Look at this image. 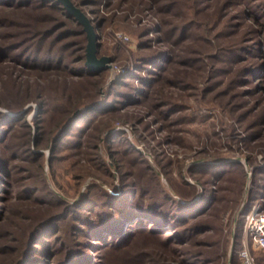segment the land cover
<instances>
[{
    "label": "rangeland",
    "instance_id": "374dc122",
    "mask_svg": "<svg viewBox=\"0 0 264 264\" xmlns=\"http://www.w3.org/2000/svg\"><path fill=\"white\" fill-rule=\"evenodd\" d=\"M57 1L0 0V264H264V0H73L101 71Z\"/></svg>",
    "mask_w": 264,
    "mask_h": 264
},
{
    "label": "water",
    "instance_id": "95a60500",
    "mask_svg": "<svg viewBox=\"0 0 264 264\" xmlns=\"http://www.w3.org/2000/svg\"><path fill=\"white\" fill-rule=\"evenodd\" d=\"M63 3L66 9L70 12L71 15L75 16L79 22L84 26V31L87 33V47H86V64L89 68L96 71H101L107 67H112L110 62L113 60L112 56L102 55L99 56V46H100V35L97 32L98 27L101 23L95 25L91 18L80 8L78 7L73 0H58ZM77 111L74 115H78ZM73 115V116H74ZM72 116V117H73ZM70 118L64 126H66L73 118Z\"/></svg>",
    "mask_w": 264,
    "mask_h": 264
},
{
    "label": "built area",
    "instance_id": "2783aa9c",
    "mask_svg": "<svg viewBox=\"0 0 264 264\" xmlns=\"http://www.w3.org/2000/svg\"><path fill=\"white\" fill-rule=\"evenodd\" d=\"M244 228L247 234L251 236L253 244L264 253V211L255 208L250 210L245 216ZM241 255L247 264L253 263L254 258L248 248H245Z\"/></svg>",
    "mask_w": 264,
    "mask_h": 264
},
{
    "label": "trees",
    "instance_id": "16d2710c",
    "mask_svg": "<svg viewBox=\"0 0 264 264\" xmlns=\"http://www.w3.org/2000/svg\"><path fill=\"white\" fill-rule=\"evenodd\" d=\"M55 1H57V0H55ZM57 3L61 6V2H59V1H57ZM62 7V6H61ZM81 33H83V32H81ZM82 49V48H81ZM84 58V57H83ZM49 59V58H48ZM48 59L46 60V61H48ZM84 65V64H83ZM82 67V66H81ZM84 67H85V69H86V66L84 65ZM85 71V70H84ZM83 73H86V72H83ZM74 99H72V101H73ZM75 104H78V101L77 100H75V101H73ZM74 104V105H75ZM82 113H84V111L82 112ZM111 206H113V207H116V205H113V204H111ZM121 208H124V206H121ZM117 216H119L120 218H126V219H128L129 220V218H130V216H129V214H128V212L126 213V212H124V209H122V210H120L119 212H118V215H116V217ZM120 218H118V219H120ZM127 220V221H128ZM100 225V227L102 228V229H105V225L103 224V223H100L99 224ZM99 235V234H98ZM97 237V236H96ZM95 238V237H94ZM95 239H99V238H95ZM91 244H92V242H90ZM90 244V245H91Z\"/></svg>",
    "mask_w": 264,
    "mask_h": 264
}]
</instances>
